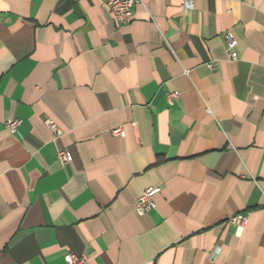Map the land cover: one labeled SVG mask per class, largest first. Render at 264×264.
Listing matches in <instances>:
<instances>
[{
    "label": "crops",
    "instance_id": "crops-1",
    "mask_svg": "<svg viewBox=\"0 0 264 264\" xmlns=\"http://www.w3.org/2000/svg\"><path fill=\"white\" fill-rule=\"evenodd\" d=\"M108 1L0 0V264H264V0Z\"/></svg>",
    "mask_w": 264,
    "mask_h": 264
},
{
    "label": "built area",
    "instance_id": "built-area-1",
    "mask_svg": "<svg viewBox=\"0 0 264 264\" xmlns=\"http://www.w3.org/2000/svg\"><path fill=\"white\" fill-rule=\"evenodd\" d=\"M141 2V0H109L107 3L108 9L113 14L116 21L125 25L131 21L133 18L134 8ZM194 7L193 0H187L186 8L187 10H192ZM227 45L230 59L236 61L238 59V54L234 51L237 46V41L231 34H227ZM210 69H214V64L209 65ZM170 100H173L176 95H168ZM21 125L20 120L8 121L5 126L11 134H15ZM49 127L55 134H59L60 131L55 123L48 122ZM114 135L124 137L125 132L122 128H117L113 131ZM57 159L60 164L66 165L70 163L73 159L72 155L66 151H58ZM161 189L158 187H150L144 191V193L136 201V211L139 215H144L156 208L155 197L160 193ZM232 223L242 224L246 221L244 216H236L230 219ZM66 264H90L89 257L85 254L77 255L73 252H67L65 254Z\"/></svg>",
    "mask_w": 264,
    "mask_h": 264
}]
</instances>
